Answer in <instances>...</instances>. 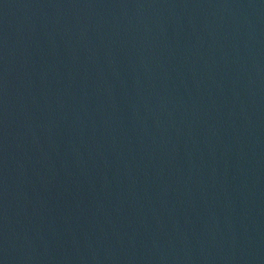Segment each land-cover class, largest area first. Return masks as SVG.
Masks as SVG:
<instances>
[{"label":"water","instance_id":"obj_1","mask_svg":"<svg viewBox=\"0 0 264 264\" xmlns=\"http://www.w3.org/2000/svg\"><path fill=\"white\" fill-rule=\"evenodd\" d=\"M0 264H264V0H0Z\"/></svg>","mask_w":264,"mask_h":264}]
</instances>
